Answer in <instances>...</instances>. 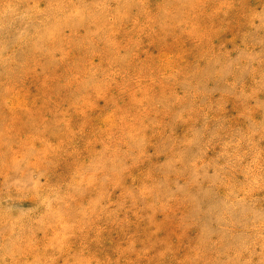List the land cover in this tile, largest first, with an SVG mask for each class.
Wrapping results in <instances>:
<instances>
[{
  "label": "rangeland",
  "instance_id": "1",
  "mask_svg": "<svg viewBox=\"0 0 264 264\" xmlns=\"http://www.w3.org/2000/svg\"><path fill=\"white\" fill-rule=\"evenodd\" d=\"M0 264H264V0H0Z\"/></svg>",
  "mask_w": 264,
  "mask_h": 264
}]
</instances>
